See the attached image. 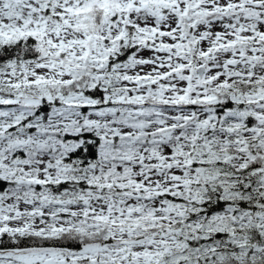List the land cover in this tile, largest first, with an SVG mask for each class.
Listing matches in <instances>:
<instances>
[{
	"label": "snow or ice",
	"instance_id": "6c2138e0",
	"mask_svg": "<svg viewBox=\"0 0 264 264\" xmlns=\"http://www.w3.org/2000/svg\"><path fill=\"white\" fill-rule=\"evenodd\" d=\"M0 264H264V0H0Z\"/></svg>",
	"mask_w": 264,
	"mask_h": 264
}]
</instances>
